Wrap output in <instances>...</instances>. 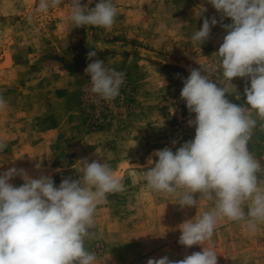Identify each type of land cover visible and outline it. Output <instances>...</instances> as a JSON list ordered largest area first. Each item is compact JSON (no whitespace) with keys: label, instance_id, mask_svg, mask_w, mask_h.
Listing matches in <instances>:
<instances>
[{"label":"rangeland","instance_id":"obj_1","mask_svg":"<svg viewBox=\"0 0 264 264\" xmlns=\"http://www.w3.org/2000/svg\"><path fill=\"white\" fill-rule=\"evenodd\" d=\"M112 3L118 14L111 30H105L76 28L68 19L71 0L43 13L36 10L39 0H0V96L6 101L0 110V142L7 145L0 152V173L16 168L31 178L48 175L58 187L64 178L83 175L77 162L84 158L109 165L123 191L106 194L95 211L89 229L95 235L85 238V248L97 256L95 264H146L163 256L181 260L202 247L217 253L218 264H264V222L253 231L244 221L218 219L203 246L180 245L178 226L211 211L215 201L195 193L197 207L182 208L178 203L184 189L157 192L145 176L153 166L148 159H157L154 151L168 147L175 153L194 139L195 127L188 121L195 114L180 97L189 68L207 69L209 79L226 88V98L249 112L244 89L250 80L236 77L230 84L216 54L227 34L221 25L231 24V18L222 17L208 0ZM212 17L218 23L209 38L202 44L192 40L203 20ZM90 51L125 78L115 99L83 107ZM75 102L89 136L79 143L68 133L53 138L48 117L58 103L72 107ZM249 114L257 124L248 146L261 165L258 187L264 190V119L254 110ZM60 116L68 114L61 111ZM76 146L81 153L75 154ZM10 183L19 187L24 181L17 175Z\"/></svg>","mask_w":264,"mask_h":264},{"label":"clouds","instance_id":"obj_2","mask_svg":"<svg viewBox=\"0 0 264 264\" xmlns=\"http://www.w3.org/2000/svg\"><path fill=\"white\" fill-rule=\"evenodd\" d=\"M62 0H39L38 12H47ZM93 0L82 5L71 0L69 21L76 28L100 27L111 30L118 14L112 0ZM231 24H222L227 34L217 56L223 77L248 78L250 87L244 94L249 112L264 119V0H208ZM218 23L215 17L205 18L192 40L200 44ZM88 53L91 60L85 68L90 76V92L104 100L119 96L125 73L106 68L104 61ZM206 73V74H202ZM183 80L180 97L195 118L188 121L195 127L194 139L180 146L175 153L165 147L148 159L153 165L145 171L147 186L166 194L184 189L179 205L197 207L195 193L215 201L211 211L181 223L178 243L185 248L203 246L211 238L218 219L244 221L253 231L264 222V190L258 187L257 173L261 165L249 150V142L257 121L245 107L226 98L225 87L209 79L207 69L189 68ZM231 84V83H230ZM6 101L0 96V110ZM175 143V142H173ZM0 142V152L6 148ZM79 179L64 178L58 187L51 176L31 178L23 170L10 168L0 173V264H95L97 256L85 248V238L95 234L97 206L106 194L123 191L115 172L105 163L87 158L77 162ZM20 175L19 187L10 181ZM247 206V212H245ZM146 264H218L217 253L206 247L181 260L168 256L149 258Z\"/></svg>","mask_w":264,"mask_h":264},{"label":"crops","instance_id":"obj_3","mask_svg":"<svg viewBox=\"0 0 264 264\" xmlns=\"http://www.w3.org/2000/svg\"><path fill=\"white\" fill-rule=\"evenodd\" d=\"M78 102H75L74 106H68L67 104H63L60 107V103H58L55 114H52L51 117H48L49 119L52 120V128L51 131L54 134V137H62L65 135L67 136V133L70 134L71 139H74L77 143L78 141L85 140L87 135V130L84 128L82 119L80 118L78 112H77V105ZM61 111H64L65 113L68 114L67 118L61 117L60 113ZM47 117L44 119V121L47 122ZM66 133V134H65ZM78 147L81 145L78 144ZM74 148L76 151L75 154H79L81 152H78V147ZM115 167H113L114 169Z\"/></svg>","mask_w":264,"mask_h":264},{"label":"built area","instance_id":"obj_4","mask_svg":"<svg viewBox=\"0 0 264 264\" xmlns=\"http://www.w3.org/2000/svg\"><path fill=\"white\" fill-rule=\"evenodd\" d=\"M90 86H88L85 90L84 93L82 94L81 97V101H82V106L86 107L91 105V102H97L98 100H100L101 98L96 96L95 94L90 92Z\"/></svg>","mask_w":264,"mask_h":264}]
</instances>
